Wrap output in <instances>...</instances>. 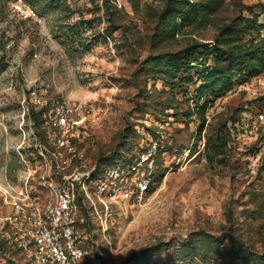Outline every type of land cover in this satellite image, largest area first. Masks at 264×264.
<instances>
[{"label":"rangeland","instance_id":"obj_1","mask_svg":"<svg viewBox=\"0 0 264 264\" xmlns=\"http://www.w3.org/2000/svg\"><path fill=\"white\" fill-rule=\"evenodd\" d=\"M174 1L205 0H0V186L65 102L84 169L160 146L143 202L94 215L91 264H264V128L249 127L264 101V59L236 65L227 90L204 79L208 48L190 71L163 64L205 44L264 55V0H224L180 30L167 22ZM18 262L0 250V264Z\"/></svg>","mask_w":264,"mask_h":264},{"label":"built area","instance_id":"obj_2","mask_svg":"<svg viewBox=\"0 0 264 264\" xmlns=\"http://www.w3.org/2000/svg\"><path fill=\"white\" fill-rule=\"evenodd\" d=\"M72 112L65 102H56L49 128L35 133L36 143L19 152L24 167L0 186V242L18 264H91L83 248L84 224H96L99 211L107 215L122 204H141L155 183L158 142L84 169V153L69 135L79 137ZM249 127L257 136L263 130L264 101L250 112Z\"/></svg>","mask_w":264,"mask_h":264},{"label":"trees","instance_id":"obj_3","mask_svg":"<svg viewBox=\"0 0 264 264\" xmlns=\"http://www.w3.org/2000/svg\"><path fill=\"white\" fill-rule=\"evenodd\" d=\"M224 0H205L201 1L200 4H192L191 2H180V1H174L169 5V10L167 17V22L169 25H171V29L173 30H180L182 27L186 25L187 22L195 21L202 23L205 20V13L211 14L214 13L216 10H218ZM51 3L54 4V6H60L62 0H51ZM178 17H180L178 19ZM235 29V28H234ZM230 36L229 41L236 42L240 40V33H236L235 31H229L228 32ZM236 33V34H235ZM201 48H208L205 51V55H212V64L207 65L203 71L204 73V79L207 83H209L210 86H220L223 87L225 90H227L233 83V78L235 76L236 71L234 68L239 65H243L248 60H252L253 58L257 59H264V55L257 54L258 52H251L252 56L251 58H247V54L245 53V50L241 47H238L239 49L237 51H230L226 50L220 46H215L212 48L207 47V45H195L191 48L185 50L183 54H170L167 56L166 59L163 60V64H165L169 70H172L174 72H181V71H190L193 67L191 64L195 61H198L202 57L203 50ZM250 54V53H249ZM203 58V57H202ZM202 63H207L202 60ZM258 65H261L258 64ZM257 65V66H258ZM264 65V63H262ZM261 70L259 67H255L253 70H251L250 76L256 77L259 74H261ZM263 101L258 104L260 107ZM256 110V109H255ZM255 110H252L251 112H254ZM33 114L37 115L36 112L33 111ZM261 133V132H260ZM121 153L117 152L113 154L112 156L108 157V160L102 161L101 163H109L116 159ZM160 157V152L157 156V164L158 159ZM103 160V158H101ZM100 163V164H101ZM157 169V168H156ZM156 175V174H155ZM81 205L82 201L80 200ZM81 213L84 216H87V209L82 205ZM90 226H94V224H84V227L86 229H89ZM89 240L87 239L84 243V250L86 253V258L89 261L88 258V251L86 247L89 245ZM0 250L1 251H9L5 243L0 242ZM90 262V261H89Z\"/></svg>","mask_w":264,"mask_h":264}]
</instances>
